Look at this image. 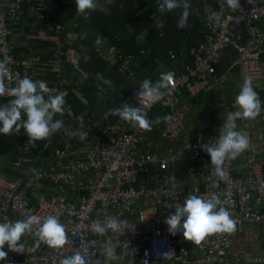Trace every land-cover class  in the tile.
<instances>
[{"label":"built area","instance_id":"built-area-1","mask_svg":"<svg viewBox=\"0 0 264 264\" xmlns=\"http://www.w3.org/2000/svg\"><path fill=\"white\" fill-rule=\"evenodd\" d=\"M71 1L74 0L60 2L69 4ZM193 1L190 0L189 6ZM199 1L203 4L201 13L206 34L203 41L190 50L192 65H186L178 75L168 73L167 79L156 84L141 83L117 103L116 107L127 105L139 109L147 127H134L118 115L108 113L63 121L56 134L68 133L77 140L76 146L53 149L48 155L44 150L48 146V150L51 148L50 140H31L21 128L24 138L21 150L25 153L12 163L19 175L12 176L7 172L0 175V222L32 215L41 218L55 215L65 226L68 243L53 249L44 243L37 245L36 238L27 234L22 237L25 243L22 252L10 251L5 245L7 255L0 264H59L61 257L72 255L78 249L85 264H264V248L237 250L231 232L213 233L195 244L182 233H169L164 223L165 217L182 205L188 195L217 196L221 201L218 207L223 206L229 211L235 222L234 228L255 225L264 235L263 161L250 154L245 162L248 174L236 176L237 159H226L222 165L226 176L218 179L205 148L214 144L219 134L205 136L202 131H190L186 110L178 103L182 91L194 93L200 82L219 81L216 67L229 48L238 52V63L253 79L255 71L249 56H264V31L259 27V22L264 21V0H240V7L236 9L228 7L226 0ZM32 2L10 0L0 3V58L4 64V70L0 71V86L5 89L0 95V103L10 99L6 89L15 86L17 80L27 74L16 56L11 37L12 23L24 16L25 5ZM58 6L57 0H36L33 10L41 22L37 38L51 42L55 70L61 72L69 51L62 38L64 30L49 20ZM80 17L88 19L90 13L86 11ZM242 28L246 29V40ZM134 58L131 54L117 58L118 72L123 79H135L130 67ZM170 58L177 59L172 52ZM161 83L160 94H153L152 88ZM97 86L101 100L110 96L111 86L103 81L97 82ZM47 88L45 98L56 95L57 85ZM163 103L170 109L163 137L170 144L183 145L184 158L192 164L189 171L198 183L192 187L179 178V158L172 147L164 153L144 151L141 147L147 130L161 129L152 110ZM64 114L66 112L57 113L54 119ZM239 120L243 124L240 131L250 141L246 118ZM40 141H44L42 148L38 146ZM38 148L40 152L34 154ZM23 163L28 166L22 167ZM153 170L159 174L155 176ZM143 174L145 177L141 178ZM112 216L124 222L118 232L106 228L103 234H98L92 230L94 221L104 223ZM106 246L113 247L114 258L104 254Z\"/></svg>","mask_w":264,"mask_h":264},{"label":"crops","instance_id":"crops-1","mask_svg":"<svg viewBox=\"0 0 264 264\" xmlns=\"http://www.w3.org/2000/svg\"><path fill=\"white\" fill-rule=\"evenodd\" d=\"M9 1L10 0H0V3H7ZM60 1L61 0H57L59 6L52 11L49 20L55 26L64 30L62 38L66 42V47L69 51V57L65 65L67 64L68 69L71 68V72H69L68 69H63V74L65 73L66 77L62 78L60 85L59 83H53L55 82L54 77L56 75L59 77L62 71L57 72L55 70L51 42L43 41L37 38L38 32L41 29V22L38 20L33 10L36 0H33L32 3L25 5L24 16L12 23L13 35L11 37V41L15 47L16 56L20 61H22V68L27 71L25 76L30 77L34 81H42L47 87L57 85L56 94L64 93L63 111L60 115L66 112L67 115L71 113V116L76 117L78 114L74 108L79 106V103L82 102L87 106V112L83 116L86 117L87 114L92 113L93 115L95 114L99 117L101 113L108 111L109 106L106 104L102 105L101 103L106 99L101 100L97 97V109L93 110L92 104L91 106L88 105L89 98L94 97L92 93L89 94V91L92 86V81H94V85H97L95 80L97 82L103 81L107 85L111 86L112 89L113 81H115V68H117L118 71V50L109 41L108 37L104 36L103 32L101 33V29H99L102 27L103 23H106L104 16L102 19L95 17L92 20L91 25L83 28L82 26L86 23V21L82 20L80 17L81 13L76 11L75 2L71 1L69 4H66ZM94 2L96 5L94 12L100 11L103 12L104 15L111 16L113 12L112 2L108 0H94ZM193 4L194 1L191 6H189L191 17L188 24L185 42H187L189 36L191 35L194 20L199 22V24H202L203 28L201 30L203 36L206 34V23L204 16L201 13V7H203V4L201 1L197 0L196 12L192 18ZM135 7L138 11L136 14L140 12L138 14L139 16H143V18H150L149 21H151V24L147 29L142 30L137 37L136 45L139 48V51L137 53H130L135 56L134 60L137 57L141 58L147 55V50H149L147 46H152L156 49L165 48L167 46V42H164V34L168 31L166 28L168 25L167 18L166 16L161 15V12L158 11L157 3L151 1L148 2L147 0L142 5H136ZM87 11L90 13V10ZM179 11L181 10L179 9ZM99 15H101V13ZM179 15L180 14L177 13L174 25L177 30H182L186 27V24L183 28L177 27ZM79 21L82 22L81 26H77ZM261 24L264 25V23ZM109 26V31L112 35L119 36L122 34L120 30H114V25L112 23L107 25V31ZM123 30L127 34H132L134 31L130 24H126ZM242 31L245 34L246 40V29L242 28ZM98 35L101 38V42L95 45V40ZM88 37H91L92 39V47H96L95 57H90L85 49L83 40ZM142 50L146 53L141 54ZM190 50L186 49L181 52L183 55L182 59H184V54L187 51V57L190 55L193 60ZM165 51H168L169 56L170 52H172L179 57V54H177L173 48H168ZM130 54H124L123 56ZM241 57L243 58L245 56L242 55ZM239 58L240 56L238 52L231 48L227 49L216 67L219 81H209L206 84L200 82L197 84L194 93L182 91L178 98V103L186 110V124L190 131L195 133L202 131L205 136H208V134L211 133L220 134V132L223 131V119H225L229 114L237 111L234 100L239 92L240 86L243 84L244 77L247 76L251 80L252 87L257 93V98L261 102V110L254 118H246V128L247 131H249L250 141L248 147L236 157L237 165L234 170L236 176H243L249 172L248 168L245 167V162L247 156L250 154H255L263 161L264 166V56H249V61L255 71L253 79L246 74L245 67L238 63ZM177 60L176 64L179 61H182ZM0 62H2L1 58ZM167 68L169 69L167 70ZM173 71L174 69H172V66L170 65L162 68L161 73H157V82L165 78L164 72L169 73ZM118 74L119 72L116 73V76L121 77L119 76L120 74ZM152 78L153 76H147L138 81L140 84L143 82L154 84L151 82ZM96 90H98V86H96ZM114 90L115 88L112 89V92ZM110 97L111 94L109 98ZM121 98H119V100ZM161 106L163 107V110L158 113L155 118L160 122L162 131L161 129L147 130L144 134V141L141 147L144 151L162 153L172 147L174 151L177 152L179 158V169L177 170L179 178L185 180L190 187L197 185V179L193 173L189 171V169L192 168V164L184 158L183 145L181 143L175 145L170 144L169 141L163 137L162 132L165 120H163L162 117L169 116L170 109L166 103L161 104ZM236 125L238 131H240L243 127L239 118L236 119ZM56 133L57 132L51 133L49 136L45 137V140H50L49 145H53L59 139L58 134ZM59 135L61 136L62 133H59ZM72 142H70V144L67 143V148L76 146V143H74L75 141L72 140ZM23 143L24 138L21 134V129L10 134H0V175L5 172L12 176L19 174L18 170L13 168L12 163L15 158L21 156L20 154L16 156V152H20ZM27 166V163H23L22 165V167L25 168ZM154 171L155 170H153L155 176L159 174L158 171ZM193 181H195V183H193ZM201 191L202 193L205 191L203 186L201 187ZM245 225V227L234 228L231 232L236 243L235 249L244 250L245 247L248 248L246 250L251 251H259L263 249L264 235L260 234L259 228L255 225ZM259 236L261 238L260 240H258ZM254 245H256V250L251 248ZM248 246L251 249H249ZM171 264L181 263L175 262ZM251 264L261 263L253 262Z\"/></svg>","mask_w":264,"mask_h":264},{"label":"clouds","instance_id":"clouds-1","mask_svg":"<svg viewBox=\"0 0 264 264\" xmlns=\"http://www.w3.org/2000/svg\"><path fill=\"white\" fill-rule=\"evenodd\" d=\"M74 2L76 11L80 13H86L87 10L96 7L94 0H74ZM189 2L190 0H157L158 11L164 13L180 9L177 27L183 28L190 15ZM226 3L232 9L240 7V0H226ZM212 16H215V13ZM100 42L101 38L98 35L95 43ZM2 70H4V64L0 62V71ZM162 86L163 83L153 87V94L159 95L158 88ZM48 91L44 82L34 81L27 76L18 79L15 86L6 89L10 99L5 103H0V134H10L23 128L29 139L41 140L59 131L63 126V121L54 119V116L63 111L64 93L48 95L45 98V93ZM4 92L5 89L0 86V95ZM234 104L237 111L223 119V131L217 135L214 144L205 148L210 157V164L214 167V173L220 180L226 176L222 168L224 161L235 159L249 145L248 137L237 130L236 119L254 118L261 110V102L247 76L244 77ZM109 112L118 115L124 121L131 122L134 127H147L144 115L135 107L123 105L110 108ZM162 119L167 121L170 117L164 116ZM218 205H221V201L217 196L205 198L202 195H188L182 205L177 206L174 212L165 217L164 223L167 231L173 235L178 232L182 233L185 239L195 244H199L206 236L213 233L232 232L235 222L230 218L229 211ZM123 223L117 217L112 216L104 223L94 221L91 227L94 232L103 234L106 228L118 232ZM27 234L36 238L37 245L44 243L53 249H60L68 243L65 226L55 215H48L44 218L32 215L23 219L0 222V261L7 255L4 251L5 245L10 251L22 252L25 247L22 237ZM104 254L109 258H114L113 247L106 246ZM59 264H85V260L78 249L72 255L61 257Z\"/></svg>","mask_w":264,"mask_h":264},{"label":"trees","instance_id":"trees-1","mask_svg":"<svg viewBox=\"0 0 264 264\" xmlns=\"http://www.w3.org/2000/svg\"><path fill=\"white\" fill-rule=\"evenodd\" d=\"M108 1L113 3V6H112L113 12L111 16L104 15L103 12H100V11L94 12L95 9H92V14L90 10V17L88 19L85 20L84 18H81L82 20L86 21V23L83 24L82 27L84 28L86 26L91 25L92 20L95 17L102 19L104 16L106 23H103L102 27L99 29H101V33L103 32L104 36L108 37L109 41L118 50L117 58H119V56L124 55V54L137 53L139 51V48L136 45L137 37L140 34V32H142V30L147 29L150 26L151 21H149L150 18H143V16H139L138 14L140 12L136 14L138 11L135 6L136 5L140 6L147 0H108ZM149 1L157 3L155 0H148V2ZM189 12L191 15V11ZM100 13L101 15H99ZM177 13L180 14L179 9H174L172 11H166L164 13H161V15L166 16L167 23H168L166 27L168 31L166 34H164L165 36L164 42H167V46L163 49H156V48H153L152 46H147L149 48V50H147L148 51L147 55L141 58L137 57L136 58L137 60L135 59L130 65L131 70L133 71L135 75L134 80H126V79L116 76V73H118V71H117V68H115V81H113V84H112V89L115 88V98L113 100H110V98L107 97L104 102H101L102 105L103 104L108 105L109 109L116 107L119 98H121L122 96L125 97V96L130 95L131 92L139 86L140 83L138 80H141L147 76H153L151 82L156 84L158 74L161 73V69L166 66H169V65L172 66V69H174L173 72L176 75H178L181 71L184 70L186 65H192L193 60L190 55H188V57L184 61H179L177 64H176V60L178 58H179L178 60H182L183 55L181 54V52H183L186 49L190 50L191 48H195L202 42L204 36L202 34L201 29L203 27H202V24H199V22H196L194 20L191 35L189 36L187 42H185L188 24H189L191 16L189 15L188 17V22L186 23V27L182 30H177L174 25L175 17L177 16ZM110 23L114 25L113 26L114 30H120L122 34L119 36L112 35L109 31L110 26L107 31V25H110ZM261 23H264V21L259 22V26L264 30V25ZM126 24H130L133 27L134 31L132 34H127L123 30ZM81 25H82V22L79 21L77 26H81ZM83 43L85 45V49L88 55L90 57H95L96 47H92L91 43L93 42H92L91 37L84 39ZM95 45L97 44L95 43ZM168 48H173L176 51V53L179 54V57L176 56L177 59L170 60L171 58L168 55V51L167 52L165 51ZM65 63L62 69H68L67 64L65 65ZM68 71L71 72V68H69ZM164 74L166 77L168 72H164ZM65 77H66V74L65 73L63 74V71H62L59 77H57V75L54 77L55 82L53 83H59L60 85V81L62 80V78H65ZM95 83L97 84L96 80H95ZM96 86L97 85H94V81H92V86L89 91V94L92 93L94 97L89 98L88 105L91 106L92 104L93 110L97 109L96 105L98 104L96 103L97 101L96 98L98 97V94H97L98 90H96ZM74 109L77 111V114H78L76 117L71 116V113H70L68 115L65 114L63 117L60 116L55 119H60L66 122L73 121L75 119L81 118L87 112V106L84 105L82 102H80L79 106L75 107ZM162 110H163V107L161 106V104H159L155 106V108H153L152 115L155 117ZM108 111L104 113H108L110 116H114ZM92 115H93L92 113H89L86 115L85 118L87 119L91 117ZM94 116L96 115L94 114ZM58 137L59 139L57 140V142H55L49 150H48L49 146L48 147L46 146L47 148L44 150L46 155H48L53 149L67 148V143L70 144L72 140L75 141L74 143H76L77 141L76 139H73V137H71L68 133H62L61 136L58 134ZM43 144H44V141H40L38 143V146L42 148ZM33 152L34 154H38L40 152V149L38 148L34 150ZM24 153L25 151H21V150L20 152L17 151L16 156H18L19 154L23 155ZM144 177H145L144 174L141 175V178H144Z\"/></svg>","mask_w":264,"mask_h":264},{"label":"water","instance_id":"water-1","mask_svg":"<svg viewBox=\"0 0 264 264\" xmlns=\"http://www.w3.org/2000/svg\"><path fill=\"white\" fill-rule=\"evenodd\" d=\"M196 3H197V0H194L193 10H192V18L194 17L195 12H196ZM187 54H188V52L186 51L185 54H184V59H182V61L185 60V58L187 57ZM169 68H170V67H169ZM169 68H167V70H168ZM114 97H115V90L111 93V97H110V99L113 100ZM84 117H85V116H83L82 118H84ZM51 146H52V145H51Z\"/></svg>","mask_w":264,"mask_h":264},{"label":"rangeland","instance_id":"rangeland-1","mask_svg":"<svg viewBox=\"0 0 264 264\" xmlns=\"http://www.w3.org/2000/svg\"><path fill=\"white\" fill-rule=\"evenodd\" d=\"M37 193H38V192H35V194H37ZM245 226H246V225H244V227H245ZM258 234H259V233H258ZM260 239H261V238H260V236H259V237H258V240H260ZM261 241H262V240H261ZM247 245H248V244H247ZM256 245H257V244H256ZM256 245L252 246L251 248L256 250V249H257V248H255ZM248 247H249V246H248ZM251 248L249 247V249H251ZM246 249H248V248L245 247L244 250H246Z\"/></svg>","mask_w":264,"mask_h":264}]
</instances>
